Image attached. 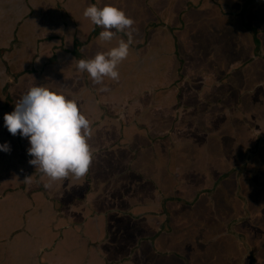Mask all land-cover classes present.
Returning <instances> with one entry per match:
<instances>
[{
    "label": "crops",
    "instance_id": "0c3cea01",
    "mask_svg": "<svg viewBox=\"0 0 264 264\" xmlns=\"http://www.w3.org/2000/svg\"><path fill=\"white\" fill-rule=\"evenodd\" d=\"M117 1L122 2L0 0V116L14 110L29 83L60 69L59 91L77 100L81 110L87 107L82 113L98 132L89 141L93 162L85 181L84 177L72 181V174L51 181L35 166L14 176L0 165V264H81L87 257L90 264H100L104 253L110 259L126 257L141 238L157 233L163 218L153 213L161 212L163 198L169 199L176 242L173 235L160 240L158 249L171 253L155 256L145 240L133 257L134 264L250 260L248 245L240 244L226 228L232 218L243 216V210L251 212L252 220L264 210L263 196L249 189L251 174L242 169L246 152L254 150L250 143L264 137V110L253 102V111L247 109L246 115L239 106L241 92L234 95L229 89L236 91L244 74L250 80L264 79V40L261 55L255 58L242 51L243 60L206 66L199 41L215 21L231 33L229 17H221L209 0H140L144 10H137L142 12L141 19L133 18V44L118 65L119 79L110 82L106 77L97 85L87 72L79 71V60L92 59L128 37L117 32L111 41L101 40L104 29L83 13L93 4L121 7ZM250 43L254 54L256 47ZM118 132L123 138L117 141ZM23 157L32 158L27 151ZM104 173H109L108 189L101 187ZM234 179L247 199L240 198L239 189L236 196L242 212L235 206V214L220 204L225 201L222 183ZM49 183L52 186L46 188ZM216 183L211 195L216 191L220 195L210 202L208 192ZM204 208L218 209L222 228L191 231L189 237L192 233L187 232L196 226V212ZM108 211L109 234H104L103 214ZM252 224L251 230L248 225L243 230L249 231L245 233L251 236L252 252L257 251V260L263 264L264 246L251 234L258 233ZM196 238L197 249L225 240L233 241L235 247L228 251L218 245L207 254L209 262H198L187 248Z\"/></svg>",
    "mask_w": 264,
    "mask_h": 264
},
{
    "label": "clouds",
    "instance_id": "9594fccd",
    "mask_svg": "<svg viewBox=\"0 0 264 264\" xmlns=\"http://www.w3.org/2000/svg\"><path fill=\"white\" fill-rule=\"evenodd\" d=\"M84 16L104 30L99 38L111 41L117 32L128 39L106 52H98L92 59H81L78 69L87 72L97 85L104 79H119L118 65L125 60L133 44L135 21L113 5L87 7ZM113 29L115 31H113ZM4 127L16 136L26 138L30 144L27 155L33 157L29 164L42 171L51 181L61 180L70 174L76 178L87 175L93 162L90 121L82 113L77 100L47 86H33L15 104L14 110L3 117ZM7 143L0 151L9 152ZM29 179V178H28ZM52 185L45 184L46 188Z\"/></svg>",
    "mask_w": 264,
    "mask_h": 264
},
{
    "label": "rangeland",
    "instance_id": "374dc122",
    "mask_svg": "<svg viewBox=\"0 0 264 264\" xmlns=\"http://www.w3.org/2000/svg\"><path fill=\"white\" fill-rule=\"evenodd\" d=\"M117 3H119L121 5V7L118 5H115V6L118 7L119 9L123 10L127 14V16H129L132 19L135 16L140 18L139 16L141 15L140 13H142V12L137 11L138 8L144 10V8H143L144 2L140 1V0H122V2L117 1ZM106 5H109V3H107ZM48 23L49 22L47 20H44V24H48ZM58 24L60 25V23H58ZM263 24H264V20H263ZM237 27H239V26H237ZM240 31L241 32H238V31H236V29H233L232 32L229 33V31L228 32L224 31V25H219V23L216 21L213 22L209 26V28L203 33L202 37L204 39L199 41L200 45L203 46V48H204V53H205V58H206V63H207L205 65L206 66H210V65L211 66H217V64L219 65L221 62H223L222 65L226 66V62H227L226 59L243 60L245 58V55L240 56V53H242V51L244 54L246 52L251 54L252 58H255L256 56H258L259 53L253 54L252 51H250V49H249V43L251 42L249 35L247 33L242 32V30H240ZM229 34H231V36H229ZM262 37H263V35H262ZM262 37H261V39H263ZM107 49L110 50L111 48H107ZM263 49H264V47H263ZM104 50H106V49L104 48ZM260 50H261V46H260ZM55 74H57V76ZM60 74H61V70L58 69V70L54 71L53 74L38 76V79L36 81H32L31 83H29L27 89L25 88L23 95L26 94V92L31 87L36 86V85L37 86H47L49 88H52L54 90L59 91V88L61 87ZM258 79L255 78V80H253L251 82L250 88L254 91L256 99H258V96L263 97V100L258 99V101L262 102L264 104V92L260 86L261 85L260 81L258 82ZM242 80L244 81L245 77H242ZM238 81H239V79H238ZM247 84L249 85V83L246 82V80H245V85H247ZM239 86L242 87L241 85H239ZM231 90L234 91V95H236V91L233 88H231V89H229V92ZM86 108L87 107L85 106L84 109H82V111H84ZM248 110H251V108H248ZM245 114H246V112H245ZM247 114H249V113H247ZM263 117H264V115L262 116V118ZM255 120L258 121L259 117L256 118ZM241 130H243V129L241 128ZM91 133H92L91 135H94L93 137L95 138L97 133H98L97 127L92 128V126H91ZM262 134L264 135V131H262ZM18 137H19V134H17L16 136H13L12 134H10L7 131V129L4 127V119H3V117L0 116V144L7 143L11 149L9 152L0 151V156H1L0 157V163H1L0 165H2L4 168H7V170H9V174H14V176L20 172H24V169H26V168L29 169V168L33 167L32 165L29 164L30 159L24 160L25 158L23 157L24 154L26 153L27 149L30 147V144L26 138H20L19 139ZM259 137H262V135H260ZM122 138H123L122 134L120 132H118L117 141L119 139L121 140ZM89 141H92V138ZM255 144H256V141L251 142L250 147L254 149ZM5 159H7V160L4 161ZM31 159H33V157ZM95 168H96V165L94 163V169ZM3 171H2V173H4ZM100 171H102V170H100ZM88 176H89L88 174L85 175L83 178V181H85ZM108 176H109V173L108 174L104 173L102 180L105 181L106 180L105 178H107ZM263 176H264V167L263 168H255L254 174L251 177L258 179V178H263ZM72 177H73L72 181L79 182L80 178H76L75 176H72ZM254 185H256V187L258 188V191H260L259 194H264V183H261L260 181L259 182L256 181V182H254ZM101 187L108 189L109 185L107 184V181H105L103 183V185H101ZM227 187L231 190L226 191ZM247 187H249V186H247ZM251 187L253 188V186H251ZM220 188H225V191H221V199L223 196L225 198V201L223 204H222V201H220L221 206L223 205L226 210L230 209L231 212L234 214H235V206H237L239 208V213H241L242 212V206H240L239 200L236 196L238 190L239 189L242 190V187L240 186V183L238 182V180L236 181L234 179L230 183H228V181H225L222 183ZM103 192H107V191L103 190ZM230 194H231V196H230ZM219 195H220V191H216L215 195L213 197L210 196L208 199L211 200L210 202H212L214 200L216 201V200H218ZM243 208H244V206H243ZM217 212H218V209L214 210L211 208H204V209L198 210L196 212V222H195L196 226L193 228V230L190 229V231H188L187 233H192V232L195 233L196 232L198 234V232H201V231L208 232V229L210 231L211 230L215 231L219 228H222L221 227L222 224H219L217 221V214H216ZM225 214H226V216L230 217V215L228 214L227 211H225ZM223 218H225V216ZM255 224H256V222H255ZM263 227H264V225L260 224V226H258L257 231L259 229H262ZM253 232H255V231H253ZM193 233L189 237H191L193 235ZM129 237H130V234H129ZM174 239L176 242V237H174ZM232 243H233V241L225 240L224 242H220L217 244L211 243L212 246L210 248L199 246L197 249V244H199V243H198V240L196 238V239H192L190 241V244L187 245V248L190 247L192 249L193 256H195L197 258L198 262H200V261L209 262L207 260V254L211 252L210 249L212 251H214V250H216V246L219 245L221 247V249L229 251V249L233 246ZM234 247H235V245L233 246V248ZM160 263H161V261L157 260L156 264H160Z\"/></svg>",
    "mask_w": 264,
    "mask_h": 264
},
{
    "label": "flooded vegetation",
    "instance_id": "af4514ba",
    "mask_svg": "<svg viewBox=\"0 0 264 264\" xmlns=\"http://www.w3.org/2000/svg\"><path fill=\"white\" fill-rule=\"evenodd\" d=\"M213 3V6L216 7L220 13V16L223 18H227L229 17V23L231 24L232 27H234V29H236V31H240L242 30L244 33H247L249 35V37L251 38V42H253V44L255 45L256 49L255 52L259 53V55H261V50H260V46L261 49L263 47V40L264 38L262 37V35H264V24H263V20H264V0H209ZM239 26V27H237ZM261 37L263 39H261ZM77 53V52H76ZM79 57H81V53L78 54ZM263 56V55H262ZM264 58V56H263ZM87 60V59H85ZM246 82L249 83V85H245V80L243 81L241 79L242 82H240L239 85H241L242 87H239L238 89H236V95L241 92L239 99L241 100V103L239 104V106L241 107V110L243 112H247L248 108H252V105L254 104L253 102H255V104L258 102V105H260L261 109L264 110L263 105L258 101V99L263 100V97L258 96V99H256L254 91L250 88V84L252 82V80H250V75L244 76ZM257 79V78H256ZM112 79L108 78L107 81L111 82ZM224 82V80H222ZM259 82V81H258ZM261 83V88L263 89L264 92V79L260 80ZM225 84V82L223 83V85ZM140 90V89H139ZM197 92V90H195ZM261 92V91H260ZM262 94V93H261ZM237 107V108H240ZM253 111V109H251V112ZM117 117H115L114 120L112 121H116ZM246 156L243 159V170L246 167H249V165H254L255 168H263L264 167V161L262 163H260L259 165V161H257V156H261L262 158H264V137H259L256 141L255 144V148L254 150H248L246 152ZM257 161V162H256ZM238 171V169H237ZM251 174V176L254 174V172L249 173ZM250 176V180L249 182H251V185L253 186V188H249L251 189V191H254L259 194L260 191H257L258 188L256 187V185H254V182L256 181H260L261 183H264V176L263 178H252ZM246 186V185H245ZM217 187V183L215 184V186L213 187L212 190H210L208 192V197L212 196L211 194L214 193L215 188ZM156 190H160L158 189V187H156ZM241 192H239L238 194L240 195V198H244V201L247 199L244 197V195H242L243 193L245 194V191L242 189L240 190ZM260 196H263V200H264V194H259ZM200 195L197 194V198ZM259 196V197H260ZM181 199H178V201H180ZM169 199H164L161 202V212L157 213H153L155 215V217H159V218H163V221L159 223L158 230L157 233L155 234V236L153 237H143L140 239L139 243L131 248L129 250V253L126 257H120L118 259H110L108 257V254L104 253V256H102L101 259V263L100 264H134V255H136L139 251H140V246L142 244V242H144L145 240L149 241L152 245L151 247V251L153 253V255L157 256L156 254L159 255H169L171 252L167 251V252H163L160 251L158 249V242L160 240H162L163 242L169 240V238L173 235V238L175 237L176 233L174 231H172V227L170 225L171 223V216L169 214L168 211V204ZM183 201V200H182ZM264 205V201L262 206ZM108 213H110L109 211L104 213V217H105V225H104V234L108 233L109 230V220H108ZM233 220L230 221V223L227 225L226 228V233L230 232L232 233L233 236H235V239L240 243V244H245L248 245V247L250 248V260H245V259H241L240 262L238 264H259V261L257 260V251L256 253L252 252V240H251V236L246 235L245 232H249L243 230L244 228H246V226L248 225L249 229L252 228L251 226L252 221L256 225L254 226V228L258 229V226L264 225V210L262 211H258V213L255 215L254 220L251 212L248 210H243V216L242 215H237L236 217L232 218ZM252 224V225H250ZM251 230V229H250ZM241 231V232H239ZM109 234V233H108ZM251 234H253L257 239L260 238V242L262 246H264V227L262 229L258 230L257 232H251ZM238 243V244H239ZM94 255H97L96 252H93ZM121 254V253H120ZM99 257V256H98ZM81 264H90L89 262V258L87 257L86 260H84ZM263 264H264V260H263Z\"/></svg>",
    "mask_w": 264,
    "mask_h": 264
},
{
    "label": "water",
    "instance_id": "95a60500",
    "mask_svg": "<svg viewBox=\"0 0 264 264\" xmlns=\"http://www.w3.org/2000/svg\"><path fill=\"white\" fill-rule=\"evenodd\" d=\"M258 157V160L257 161H259L260 163H262L263 161H264V158H262L260 155L259 156H257ZM256 161V162H257ZM260 163H259V165H260ZM249 173H252V172H254V170H255V166L254 165H251V166H249V167H246L245 168Z\"/></svg>",
    "mask_w": 264,
    "mask_h": 264
}]
</instances>
